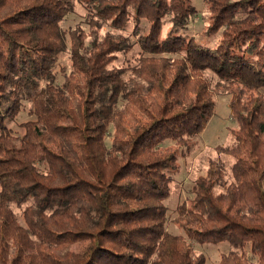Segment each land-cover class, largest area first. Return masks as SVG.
<instances>
[{
  "label": "trees",
  "instance_id": "trees-1",
  "mask_svg": "<svg viewBox=\"0 0 264 264\" xmlns=\"http://www.w3.org/2000/svg\"><path fill=\"white\" fill-rule=\"evenodd\" d=\"M76 1L91 35L68 32L71 70L56 84L60 24ZM204 4L212 47L186 32L193 0H0V264H205L191 241L228 243L219 264H264V0ZM129 24L133 42L100 34ZM135 44L134 65H112ZM221 93L236 123L216 147L229 177L210 162L175 207L182 234L169 233L179 165L162 144L187 147ZM23 102L34 119L14 135L6 123Z\"/></svg>",
  "mask_w": 264,
  "mask_h": 264
},
{
  "label": "rangeland",
  "instance_id": "rangeland-1",
  "mask_svg": "<svg viewBox=\"0 0 264 264\" xmlns=\"http://www.w3.org/2000/svg\"><path fill=\"white\" fill-rule=\"evenodd\" d=\"M196 8L195 14L191 17L187 34L194 37L197 43L202 45L214 46L220 35L207 37L202 34L207 25L209 24V12L207 11L204 0H193ZM145 25V23H143ZM61 29L65 32L66 36V49L58 56V60L53 67L55 75V83L61 84L64 74H68L71 70L70 60V42L68 32L77 26L81 27L86 36H90V26L86 20V9L77 1L74 3L73 11L67 14L61 22ZM100 34L109 31L112 34H123L129 37L130 41L135 40L134 37L128 36L131 32V24L123 31L108 29L107 26L99 28ZM86 43L90 41L88 37ZM141 50L137 44L133 45L128 52L116 53V58L113 60L112 65L121 68H127L136 63ZM129 72H127V75ZM211 75V73H207ZM130 76V75H129ZM264 93V89L261 90ZM216 108L214 115L208 122L206 128L197 136L188 141L186 146H178L175 142L167 140L162 146L170 147L177 155V163L179 165L178 172L172 175L170 183V196L164 201L168 209L167 212V225L166 229L169 233L182 234V232L173 224L172 219L175 217V207L185 201H189L193 197V187L195 179L200 175H205L210 162H221L229 177V164L231 160L223 153H218L217 146H225L231 142L229 129L236 126L235 121L231 118L229 109L230 97L221 93L215 96ZM29 103L23 102L22 109L13 121H8L6 127L14 135H21L22 130L19 125L27 120H33L34 117L29 115ZM111 133L112 127H109ZM110 136L106 138V144L109 145ZM11 209L16 213L19 223L24 224L22 217V209L15 204H11ZM192 250L195 255L202 253L205 256V264H219L220 255L227 253L231 246L228 243L212 244H198L193 241L190 242ZM246 254L255 261L249 247H245Z\"/></svg>",
  "mask_w": 264,
  "mask_h": 264
}]
</instances>
